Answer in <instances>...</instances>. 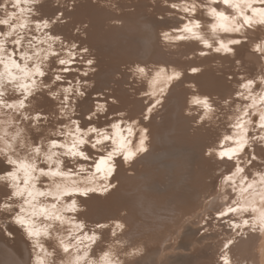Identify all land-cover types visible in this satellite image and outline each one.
Returning a JSON list of instances; mask_svg holds the SVG:
<instances>
[{"label": "snow or ice", "instance_id": "6c2138e0", "mask_svg": "<svg viewBox=\"0 0 264 264\" xmlns=\"http://www.w3.org/2000/svg\"><path fill=\"white\" fill-rule=\"evenodd\" d=\"M163 3L167 9L182 13V22L187 21L174 26L180 33L174 37L163 32L166 41L197 42L216 54L231 57L245 73L225 96L187 84L191 91L184 98L185 114L198 112L194 131L207 127L206 122L214 118L220 119L219 114L223 113L226 131L218 133L203 152L219 169L218 183H213L205 203L213 207L215 219L223 221L230 230L221 246L218 264H240L233 258V248L249 241L258 244L264 239V0ZM47 4L48 0H0V108L8 110L5 115L11 114L12 120L27 121V127L35 133L26 137L15 130V143L8 142L7 150L0 155V192L5 196L0 213H7L28 237H35L36 245L41 243L42 234L48 235L46 224L37 227V220L63 222L56 211L60 201L68 214L75 213L77 206L86 201L79 198L108 192L115 187L111 180L118 166L132 165L149 152L150 130L145 122L154 119L167 104L172 89L184 82L186 71H201L198 66L182 70L167 61L137 62L134 67L129 66V71L147 84V89L139 94L137 114L116 107L122 103L116 95L100 102L98 94L96 100L88 103L90 93L85 78L96 71L97 61L90 48L66 43L67 38L56 31L65 23L68 5L61 6L65 11L57 9V14L47 16L43 11ZM77 7L73 0L71 11ZM228 9L234 14L230 15ZM205 16L214 22H203ZM230 20L241 22L235 29L237 34L245 29L243 37L218 36L210 41L201 32L202 27H207L212 33L232 34ZM255 33L260 35L254 37ZM241 49H246L259 65L258 72L247 71L244 60L239 58ZM208 54L199 52L202 57ZM76 64L85 67L81 70ZM43 96L52 103L47 112L38 106ZM102 119L103 124L99 123ZM211 218L203 217L205 223ZM78 227L87 229L85 224ZM126 227L120 221L114 222V227L97 222L85 239L95 242L99 235V247L108 232L117 237L116 230L124 232ZM114 243L125 253L134 249L130 253L133 257L145 254L146 246L120 237ZM59 246L64 252L69 251L62 240ZM113 254V244L100 247L99 256L94 248L90 253L96 258L93 264H110ZM39 264L43 261L39 260ZM126 264L139 261L133 259Z\"/></svg>", "mask_w": 264, "mask_h": 264}, {"label": "bare ground", "instance_id": "6f19581e", "mask_svg": "<svg viewBox=\"0 0 264 264\" xmlns=\"http://www.w3.org/2000/svg\"><path fill=\"white\" fill-rule=\"evenodd\" d=\"M177 2L182 3L183 0ZM76 3L79 7L71 11L73 0H48L43 11L51 16L57 14V9L65 11L61 6L67 4L69 11H65V23L57 26L56 31L67 38L66 43L75 42L90 48L92 58L97 61L96 71L85 78L90 93L88 103L96 100L98 94L100 102L104 97L110 100L116 95L122 101L116 107L137 114L139 94L147 89V84L129 71V66L134 67L137 62L167 61L170 66L175 65L182 70L198 66L201 71L196 74L186 71L182 77L184 82L177 83L172 89L167 104L159 109L154 119L145 122L150 130L149 152L138 157L132 165L118 166L111 180L116 184L115 188H110L103 195L79 198L86 200V213L67 215H74L77 221L84 219L88 223L86 231L93 229L97 222L113 227L116 221L126 223L124 232L116 230L117 237L146 246L145 254L137 258L139 264H171L173 261H168L171 258L168 252L188 246L192 253L180 264H218L221 246L230 230L223 221L215 219L213 207L205 203L213 183H218L219 169L204 157L203 152L218 133L226 131L224 116L220 113V119L214 118L206 122L207 127L194 131L198 127L194 123L198 112L193 110L190 116L186 115L184 98L191 91L187 84L225 96L235 88L239 76L245 73L231 57L216 54L197 42L166 41L163 32L174 37L180 34L174 26L187 21L180 20L182 13L167 9L163 0H97L95 4L91 0H76ZM227 12L234 14L231 9ZM202 21L214 22L207 16L202 17ZM84 25H87L86 29ZM201 32L210 41L216 36L239 35L220 31L213 34L207 27H202ZM259 35L255 33L254 37ZM201 50L209 54L202 57L199 55ZM239 58L244 60L248 72L259 71V65L247 55L246 49L240 50ZM75 67L83 70L85 66L76 64ZM73 75L80 79L75 72ZM38 106L47 112L52 103L43 96ZM7 111L0 108V121H4L0 123V135L5 130L10 135L14 134L17 129L26 137L35 135L27 127V121L12 120L11 114L5 115ZM99 123L105 121L102 119ZM162 160L168 163L162 165ZM4 200L5 196L0 192V203ZM204 216L212 218L205 223ZM36 226L42 227V222L37 220ZM197 234L201 236L195 239ZM117 237L108 232L103 244L93 247L97 256L100 255V247L107 248L113 244L114 248H119L114 243ZM35 239L28 237L7 213H0V264L31 262ZM39 239L46 247L55 243V240ZM232 255L240 264H264V239L258 244L249 241L239 245L233 248ZM174 261H179V258Z\"/></svg>", "mask_w": 264, "mask_h": 264}, {"label": "clouds", "instance_id": "9594fccd", "mask_svg": "<svg viewBox=\"0 0 264 264\" xmlns=\"http://www.w3.org/2000/svg\"><path fill=\"white\" fill-rule=\"evenodd\" d=\"M91 2L95 4L97 0H91ZM239 23L241 22L238 20L229 21V24L232 26L231 31L233 34H237L235 25ZM244 31L245 29L241 28L238 34L243 37ZM0 123L3 122L0 121ZM13 136L14 134L10 135L7 130L4 131L3 135H0V143H2V146H0V155L3 154V151L7 150L6 145L8 142L15 143V140L12 139ZM113 185L116 187L115 183H113ZM59 204L60 207L57 208L56 211L62 215V223L48 220L47 218H45L44 221H41L42 225L46 224V231L48 232L47 236L42 234L41 237H43L44 240H55V247L50 249L49 247H46L41 240L39 245L33 244L34 256L33 260L28 262V264H39V260H42L43 264H93V261L96 258L92 257L90 253L92 248L100 243L101 237L97 235L95 242L85 239V237L90 235L91 229L86 231V229L79 228L78 225L85 224L88 228V223H86L84 219L77 221L74 215H67L68 213L63 207L64 202L60 201ZM86 211V206L80 204L77 206V211L72 214L86 213ZM61 240L69 247L68 252H64L59 246V241ZM133 251L134 249H128V252L125 253L120 251L119 248H114V254L111 258L110 264H126V261L137 259L139 256L133 257L130 254ZM117 252H119V255L116 254Z\"/></svg>", "mask_w": 264, "mask_h": 264}, {"label": "rangeland", "instance_id": "374dc122", "mask_svg": "<svg viewBox=\"0 0 264 264\" xmlns=\"http://www.w3.org/2000/svg\"><path fill=\"white\" fill-rule=\"evenodd\" d=\"M164 162V163H163ZM168 163V161L166 160H162L160 163L162 164V165H164V164H166V163ZM185 177V176H184ZM186 178V177H185ZM219 229H222V228H219ZM204 234V233H203ZM201 235H199V234H197L196 236H194V238L196 239V237L197 238H199ZM211 241H206L205 243H210ZM186 246H188V245H186ZM184 249V250H183ZM192 252H191V248L188 246V247H185V248H180V249H176L175 251H173V252H168V254H169V256H171V258H168V261L169 262H171V261H173L171 264H180L181 262H182V259L183 258H186L188 255H190ZM153 258V257H152ZM173 258H175V259H173ZM179 258V261H174V260H176V259H178ZM181 258V259H180ZM154 259V258H153ZM152 259V261H154ZM145 264H148L147 262L145 263Z\"/></svg>", "mask_w": 264, "mask_h": 264}]
</instances>
